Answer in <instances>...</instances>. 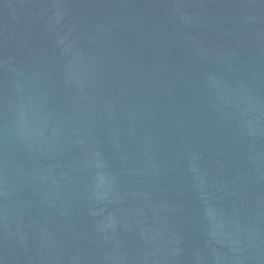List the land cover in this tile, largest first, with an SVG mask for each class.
<instances>
[{
  "label": "water",
  "instance_id": "water-1",
  "mask_svg": "<svg viewBox=\"0 0 264 264\" xmlns=\"http://www.w3.org/2000/svg\"><path fill=\"white\" fill-rule=\"evenodd\" d=\"M0 264H264V0H0Z\"/></svg>",
  "mask_w": 264,
  "mask_h": 264
}]
</instances>
